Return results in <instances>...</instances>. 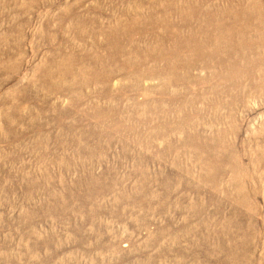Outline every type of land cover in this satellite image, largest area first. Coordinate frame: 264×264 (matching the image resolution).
<instances>
[{"label": "rangeland", "instance_id": "obj_1", "mask_svg": "<svg viewBox=\"0 0 264 264\" xmlns=\"http://www.w3.org/2000/svg\"><path fill=\"white\" fill-rule=\"evenodd\" d=\"M0 264H264V0H0Z\"/></svg>", "mask_w": 264, "mask_h": 264}]
</instances>
